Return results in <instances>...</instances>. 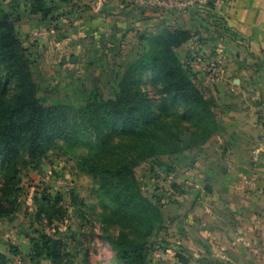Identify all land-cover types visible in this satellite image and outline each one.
<instances>
[{"label": "rangeland", "instance_id": "obj_1", "mask_svg": "<svg viewBox=\"0 0 264 264\" xmlns=\"http://www.w3.org/2000/svg\"><path fill=\"white\" fill-rule=\"evenodd\" d=\"M48 1L54 11L43 18L30 12L31 0H0L31 63L36 97L47 107L65 110L64 116L54 118L57 129L49 137L47 152L37 160L24 150V141L19 142L20 190L12 202L1 196L9 170L0 158V202L7 208L0 217V253L6 264H125L112 244L122 234L130 243L144 246L136 264H212L205 257L193 258L181 248L187 245L173 240L172 217L177 208L188 215L191 205H212L230 198L229 189H240V156L253 157L240 143V81L234 82L240 74L220 82L222 52L210 55L195 49L196 42H209V34L191 37L176 53L215 111L219 130L204 144L187 146L192 126L180 119L178 108L177 114L149 125L146 135L124 136L105 127L109 145L103 147L87 131L81 109L95 98L113 99L128 67L150 50L152 37L180 27L164 21L151 24L150 18L169 12L134 0ZM207 61L219 63V70ZM150 78L144 76L143 86L151 102L159 105L162 85ZM16 94L13 84L4 88L0 82V117L1 108L16 102ZM124 158L130 161L134 191L150 205L124 207V194L104 186L94 164L116 167ZM43 235L62 241L59 258L44 253Z\"/></svg>", "mask_w": 264, "mask_h": 264}, {"label": "trees", "instance_id": "obj_2", "mask_svg": "<svg viewBox=\"0 0 264 264\" xmlns=\"http://www.w3.org/2000/svg\"><path fill=\"white\" fill-rule=\"evenodd\" d=\"M53 11L54 6L48 0H31L32 14H41L43 18H47ZM191 37V31L183 28L164 30L155 35L151 39L150 50L128 67L115 97L108 100L95 98L81 109L80 115L87 131L90 130L91 134L96 135L103 147L109 145L103 134L105 127L124 136H141L143 133L146 135L149 125L159 124L162 117L177 114L178 108H181L178 114L180 119L192 126L185 139L189 144L187 146L204 144L219 130L215 111L196 87L190 68L176 53V48ZM147 74L151 75L152 83L162 85L163 95L159 105L151 102L149 94L144 89V76ZM0 82H3L4 88L13 84L17 93L16 102L1 108L0 117V158L5 160L9 170L5 175L1 196L4 201L12 202V195L20 190L16 161L20 151L19 142L24 141V150L37 160L47 152L49 137L54 129H57L54 118L58 115L64 116L65 110L62 107H47L36 97L31 63L25 56L9 13L1 6ZM128 163L130 161L124 158L116 167L96 164L94 166L98 169L105 187L117 191L119 196L124 194L127 198L123 202L124 207L148 206L150 203H144L145 200L134 191L136 189L130 180ZM146 211L150 212L152 209L147 208ZM157 212L159 213V209ZM6 213V206L0 202V217ZM159 216L161 217V214ZM61 243L59 239L43 235L42 250L50 258H59ZM112 244L117 248L118 255L125 264H136L143 258L144 246L130 243L124 234L119 240H112ZM0 264H6L2 253Z\"/></svg>", "mask_w": 264, "mask_h": 264}, {"label": "crops", "instance_id": "obj_3", "mask_svg": "<svg viewBox=\"0 0 264 264\" xmlns=\"http://www.w3.org/2000/svg\"><path fill=\"white\" fill-rule=\"evenodd\" d=\"M169 14L153 16L151 24L164 21L190 30L192 39L209 34V42H196L194 47L210 55L222 52L220 82L240 74L234 78L240 81V143L253 152L252 158L240 156V189H229L230 198L191 205L188 215L175 210L173 240L187 245L189 249L181 248L193 258L205 257L212 264H240L241 260L264 264V0H210L187 12ZM207 62L219 70L218 64Z\"/></svg>", "mask_w": 264, "mask_h": 264}, {"label": "built area", "instance_id": "obj_4", "mask_svg": "<svg viewBox=\"0 0 264 264\" xmlns=\"http://www.w3.org/2000/svg\"><path fill=\"white\" fill-rule=\"evenodd\" d=\"M210 0H134V3L150 9L184 13L198 6L207 5Z\"/></svg>", "mask_w": 264, "mask_h": 264}]
</instances>
